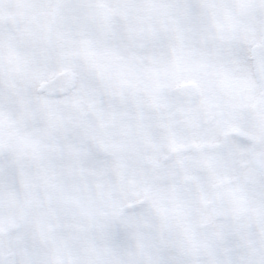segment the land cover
Wrapping results in <instances>:
<instances>
[{
    "label": "snow or ice",
    "instance_id": "1",
    "mask_svg": "<svg viewBox=\"0 0 264 264\" xmlns=\"http://www.w3.org/2000/svg\"><path fill=\"white\" fill-rule=\"evenodd\" d=\"M0 264H264V0H0Z\"/></svg>",
    "mask_w": 264,
    "mask_h": 264
}]
</instances>
